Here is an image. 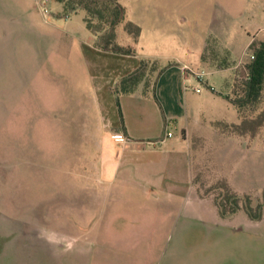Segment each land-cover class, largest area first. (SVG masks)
I'll return each instance as SVG.
<instances>
[{"label":"rangeland","instance_id":"rangeland-1","mask_svg":"<svg viewBox=\"0 0 264 264\" xmlns=\"http://www.w3.org/2000/svg\"><path fill=\"white\" fill-rule=\"evenodd\" d=\"M119 2L141 29L134 44L119 25V45L203 71L215 92L188 90V120H169L157 79V118L145 132L142 102L122 109L119 101V113L116 101L102 99L106 66L115 64L83 51L92 35L82 11L66 16L55 0H0V264H264V214L223 219L213 204L221 178L252 205L261 202L264 138L246 148L216 132L215 121L237 122L220 97L232 71L200 61L207 53L217 64L248 62L250 40H264V0ZM158 70L148 63L145 89ZM167 78L174 85L163 95L174 99L175 114L181 81L173 71ZM123 112L139 136L166 127L180 139L187 127L195 136L192 187L202 200L182 185L171 191L139 186L134 171L121 176L129 155L109 120L125 128Z\"/></svg>","mask_w":264,"mask_h":264},{"label":"crops","instance_id":"crops-1","mask_svg":"<svg viewBox=\"0 0 264 264\" xmlns=\"http://www.w3.org/2000/svg\"><path fill=\"white\" fill-rule=\"evenodd\" d=\"M256 38L257 37H253L250 40L249 46ZM95 40H96V37L92 35L91 38H89L87 44L81 43V47L83 51L87 52L89 50L92 56H94L93 60L102 58L103 60H106V61L107 60L113 61L115 64V67L111 69L106 66L105 72L109 76L105 75L106 73L104 74L105 76V80H103L104 84H101L102 85L101 91L103 92L102 99L105 98L109 102L115 101L113 89L116 83L118 82L119 79H121L122 77L128 75L129 73L137 69L141 60H151V61L155 60L158 62L160 67H166V69L158 77V79H160L158 82L159 83L158 85H161V96L163 97V99H165V103H163V106L166 112V116H167L166 118L169 120L184 118L185 121L183 120V122L185 123H186V120H188V114H189L188 103H187L188 98H189L188 90H191L193 93L200 94L202 91V88L205 87L211 93L215 92L214 88L208 84L207 80H205L207 73L203 71L194 72L189 68L187 64H183L182 66L178 67L177 66L178 63L175 61V62H169L166 65H164V64H161L160 61L156 57L138 53L135 50V48L132 46L131 47L134 50L133 55H120V54H115V53H110V52H104L94 47ZM132 43L134 42L132 41ZM126 46H130V45H126ZM203 55H201V58H200V61L203 64L209 63L214 68H216L217 71H222L226 69H229L232 71L231 81L229 85H227L226 92L223 94H220V97L226 100L233 107L237 122L232 123V124H237L239 120H238L236 110L234 106L230 103V100H228L226 97H229V99H232V84H233L234 75L236 71L241 67L243 58H241L235 64H231L228 62L217 64L215 63L217 59L215 55L212 54L211 57L207 58L205 61L202 60ZM93 63L95 64L96 62L93 61ZM110 70L112 71L109 72ZM171 71L176 73V75L178 76V80L181 81V84L178 86L180 89V97L182 101L180 105L177 107V113L175 114L170 113L171 112L170 106L172 102L174 103L173 101L174 99L170 100L168 97L169 94L163 95L164 91L170 92L172 88L171 86L174 85L173 83L171 85L169 79L167 78ZM198 73L204 74L202 84H199L197 81L195 74H198ZM191 75L195 78V85L193 86L190 85V87H188L186 84L190 83V80L192 79ZM198 87H199V92H196L195 90ZM135 95H137V98H135ZM207 95L208 94H205L206 97ZM135 99L139 103L142 102L143 111L146 110V112L144 111V113H142V115L140 114L139 116L140 126L146 129L145 130L146 132L155 123L154 121L157 118V116L155 115L158 113L157 112L158 103H157L156 95L154 99L150 91L144 94L142 92V86L140 85L134 94L120 96L119 101L122 106V109L124 105L126 106L130 103H133ZM168 107H169V110H166V108ZM136 110H140V107H137ZM126 118H127L126 113H124V119H125V124H126L124 129L121 128L119 120L117 121L115 118L109 120V125L115 128L117 130V135L121 136L124 139L122 142V145L124 147V150L128 152L127 155H129L127 162L125 160V167L121 169L120 171L121 176H122V172L125 173L126 171L128 172L134 171L135 176L137 175L136 182L138 183L139 186L152 187L154 185H157V183L158 184L165 183V185H167V188L171 191L173 190V188L178 187L179 185H182L185 188H188L189 192H192L194 189L192 187L193 167L191 163L192 162V155H191L192 152L191 151L193 149L192 148V138H194L195 136L193 134L190 135L187 127H182L180 131L181 133L180 139H174L173 138L174 136L166 130L167 129L166 127L164 128V131L162 132L161 136L157 137L149 133L145 134L144 136H139L135 134V130L126 121L127 120ZM130 118H133V115ZM216 122H223V123L229 124L225 121L219 120V121H215L212 123L213 127ZM216 132L225 138L236 139L238 143H240V145H244L246 148H248L250 144L254 140L258 139L259 137L264 138V134H260L256 136L255 138H249V137H238L234 135L224 134V133L219 132L218 130H216ZM168 134H170V136H168ZM177 174H179L180 178L177 177L178 176ZM194 192H195V195L199 199H201L197 195L195 190Z\"/></svg>","mask_w":264,"mask_h":264},{"label":"trees","instance_id":"trees-1","mask_svg":"<svg viewBox=\"0 0 264 264\" xmlns=\"http://www.w3.org/2000/svg\"><path fill=\"white\" fill-rule=\"evenodd\" d=\"M55 1L62 5L63 13L66 16L80 11L84 13L85 27L96 37L94 42L96 49L120 55L134 54L131 46L118 44L117 27L122 25L123 31L134 43L138 42L141 29L136 24L126 21V11L119 0ZM249 49L253 59L249 57L248 62H244L236 71L232 84V99L226 97L234 106L239 122L237 124L216 122L214 127L224 134L255 138L264 132V40L253 41ZM207 58L206 54L202 56L203 61ZM149 62H155L159 70L152 87L145 89V72ZM165 69L166 67H160L155 60H141L137 69L119 79L113 89L118 110L120 96L134 94L140 85L144 94L150 91L155 99L156 81ZM121 127L124 129L123 125ZM216 188L221 192L213 197V204L220 218L232 217L239 211H243L250 221H259L262 218L264 214V192L261 202L254 206L249 196H239L223 178L219 180Z\"/></svg>","mask_w":264,"mask_h":264},{"label":"built area","instance_id":"built-area-1","mask_svg":"<svg viewBox=\"0 0 264 264\" xmlns=\"http://www.w3.org/2000/svg\"><path fill=\"white\" fill-rule=\"evenodd\" d=\"M250 59H253V56H250ZM195 75H196L198 83L202 84L203 83L204 74L203 73H198V74H195ZM199 86H201V85H199ZM195 91L199 92V87ZM168 136H170V134H168ZM118 138H121V136H118Z\"/></svg>","mask_w":264,"mask_h":264}]
</instances>
